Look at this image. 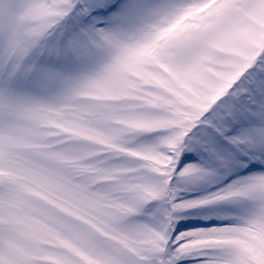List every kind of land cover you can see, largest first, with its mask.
Returning <instances> with one entry per match:
<instances>
[{"label": "snow or ice", "instance_id": "snow-or-ice-1", "mask_svg": "<svg viewBox=\"0 0 264 264\" xmlns=\"http://www.w3.org/2000/svg\"><path fill=\"white\" fill-rule=\"evenodd\" d=\"M0 264H264V0H0Z\"/></svg>", "mask_w": 264, "mask_h": 264}]
</instances>
